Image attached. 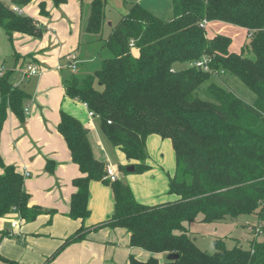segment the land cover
I'll return each mask as SVG.
<instances>
[{"label": "trees", "instance_id": "1", "mask_svg": "<svg viewBox=\"0 0 264 264\" xmlns=\"http://www.w3.org/2000/svg\"><path fill=\"white\" fill-rule=\"evenodd\" d=\"M36 1L38 15L48 16L46 3L54 7L67 0H12L16 7ZM83 1V0H82ZM172 18L162 20L134 4L103 38L108 0H91L84 33L98 37L101 58L92 74L63 80L67 98L85 105L99 120V129L127 165L120 174H144L146 142L150 136L168 140L174 157V172L168 177L167 193L177 199L156 205L136 201L128 185L119 179L103 180L104 164L93 153L87 129L76 118L60 111L57 132L63 138L79 176L72 180L68 217L84 221L89 216L91 182L109 185L113 194L111 217L92 227L81 226L45 260L53 261L68 245L102 229H123L132 248L150 254L145 261L129 256L128 264H264V0H170ZM224 23L242 28L249 37L239 54L229 52L231 39L208 36L206 26ZM0 26L11 38L20 34L39 39L42 28L32 18L14 13L0 1ZM251 53L253 59L245 57ZM205 61L207 71L194 64ZM176 64L186 67L175 70ZM12 72L0 75V132L9 110L24 123L28 93L12 84ZM222 74L236 77L254 95L244 103L223 85L210 83L212 102L195 92L210 78ZM0 220L17 215L32 222L54 211L29 206L24 178L0 158ZM47 162L45 171L52 173ZM256 214L262 240L255 236L248 249L238 244L227 248L214 241L215 252L207 254L190 238L185 224L202 215L203 222L236 219ZM6 233L0 230V238ZM168 254L178 259L169 261ZM162 255L160 261L156 256ZM16 264L15 262H10Z\"/></svg>", "mask_w": 264, "mask_h": 264}, {"label": "crops", "instance_id": "2", "mask_svg": "<svg viewBox=\"0 0 264 264\" xmlns=\"http://www.w3.org/2000/svg\"><path fill=\"white\" fill-rule=\"evenodd\" d=\"M71 1L72 3L76 1L75 4H72V13H70L72 22L70 25L69 23L64 24L63 29L65 31L69 29V33L76 36L77 47L75 51H77L82 45V41L86 45L93 41H91L92 36L84 33V24L88 16L91 0ZM143 1H150L147 4L150 8L156 7V0H136L135 4L142 6ZM32 3L37 6L36 1ZM49 3L47 1L46 10ZM67 3L66 1L65 4ZM132 5L134 4L125 2L122 11L123 15L128 12ZM144 8L146 9L147 6H144ZM74 9L75 14L73 13ZM146 10L152 13L151 9L147 8ZM47 12L48 16L41 17L38 15L37 8V19L33 20L41 28H43L41 19L50 17L48 10ZM54 16L56 17L57 14H54ZM105 20L107 23L106 14ZM108 26L110 28L113 27L112 23ZM14 35L20 41L36 40V38L20 34ZM26 55L30 57V60L25 62L23 60L24 56H18L12 71L4 70L1 66L0 73L12 72L10 76V78H13L12 84L26 91L24 88L25 79L22 77L21 72L27 64H33L41 71L40 75L31 76L39 77L35 86L38 90L42 85H47L49 81L44 76V71L41 68L43 65L40 61V52ZM60 59L62 57H59V62ZM77 59L78 65L76 71L84 65L92 66L90 69L87 68L82 76L92 74L100 66L95 65L93 67L92 64H100V62L98 63L97 59L90 55L84 58L77 57ZM60 65L62 64L58 63V66ZM58 70L62 72L63 67ZM65 78L62 81H60V78L59 81L56 79L55 84H52L56 90V94H59V99L56 102L57 111L54 114L46 112L43 118H41L36 113L37 109L34 106L38 94L37 90H34L35 101L32 104V108L30 109L31 106L27 105V101L24 104L25 120L23 124H20L18 119L9 110L7 111V117L0 137L1 160L4 165L13 166L23 176L24 190L30 197L29 206H38L44 210H52L54 214L52 216L41 214L29 223L19 220L18 226L15 229L11 228V222L16 219L15 215L2 218L0 220V230L4 231L6 235L0 238V264H12L10 262H15L16 264H44L45 260L61 243L81 226L92 227L109 219L113 213L114 201L110 186L102 182H91L88 199L89 216L84 221L72 220L68 217L70 198L75 191L72 186V180L79 176V171L70 159L69 151L63 138L57 132L60 111L78 119L83 124L84 128L87 129L88 139L94 156L104 165L109 163L117 168L122 156L116 148L109 146L111 144L101 134L98 118L90 117L88 110L83 104L65 96L63 89V80ZM29 79H27V82H29ZM162 145L166 148H171L170 141L168 140H164ZM116 160L119 162L115 163ZM47 162L54 164L51 174L45 171ZM166 164L168 167L163 168L162 166ZM166 164L165 162H161L160 169L169 177L174 172V157L172 160H168ZM1 173L2 169H0ZM146 174L151 175L148 178L153 184L155 176L152 172V166L148 172L138 176V180L144 181ZM119 180L129 186L137 202L147 204L145 196L139 195V197H136L133 187V184L135 186L136 183L135 180L122 176V174H120ZM142 192L145 193V190L142 189ZM129 256H133L140 261H145L150 257V254L146 252L144 255L140 249L130 247L129 236L125 230L106 228L97 232H91L83 240L68 245L48 264H128ZM156 257L160 261L163 260L162 255H157Z\"/></svg>", "mask_w": 264, "mask_h": 264}, {"label": "rangeland", "instance_id": "3", "mask_svg": "<svg viewBox=\"0 0 264 264\" xmlns=\"http://www.w3.org/2000/svg\"><path fill=\"white\" fill-rule=\"evenodd\" d=\"M1 2L11 10V7L13 6L12 0H1ZM67 2V4L61 7L59 6L57 8L49 3V5L47 6V10L50 13V17L41 19V23L43 24V37L42 39H36L37 41L31 39L20 41V39L14 34L11 38H9L0 26V68L2 66L4 70L12 71L18 56H24L23 60L26 62L30 60V57L26 54H35L37 52H40V61L43 65L41 68L42 71H44V76H46L49 81L47 85H42L37 90L35 86L37 85L36 81L39 77H28L30 78L29 82H27L28 78L26 77V79L24 77V88L30 95V97L26 100L27 105L29 107L31 106L30 109L32 108V104L35 101L34 90H37L36 92L38 94L34 107L37 109L36 113L39 114L41 118H43L46 112L49 114H54L57 111L56 102L59 99V94H56V90L52 86V84H55L56 79L59 81L60 78V81H62L63 78L68 77L70 74H74L76 77H82L87 68L90 69L92 67L89 65H84L78 71L73 73L69 68L63 67L62 72H60L58 70V63L66 66L68 61L66 60L65 56L67 54L73 53L72 55L76 57L75 61L77 62V65V57L84 58L90 55L95 57L98 63L100 62L101 58L106 59L109 57V53L107 50H100L102 42L97 40L98 37H92L91 41H93L91 43H88V45L83 44L82 41V45L80 46V48L75 51L77 47V38L74 34L69 33V29L65 31L63 29V26L66 23H69V25L71 24L72 21L70 13H72V4H75L76 1L72 3L71 0H67ZM125 2L128 4H135L136 0L108 1V5L105 9L106 19L108 20V22L104 27L103 38H106L110 32L111 28L108 26V24L112 23V25L114 26L123 15L122 11L124 9L123 6H125ZM149 2L150 1H143L142 6L144 5L147 6L148 9H151L152 13L155 16L162 20H169L172 18V8L170 0H156L155 8H150V6L147 5ZM18 8L22 10V13L20 15H26L32 19H37V6L35 4L30 3L27 6ZM73 13L75 14V9ZM54 14H57V16L55 17ZM205 30L208 36L220 34L229 37L231 39L229 52L231 53L239 54L241 52V49L249 43V37L246 31L233 25L217 22L209 23L206 25ZM99 51H101V58L98 57ZM59 57H62V59H60V62ZM245 57L253 59V55L248 52L245 53ZM92 65L94 67L95 65L98 66L100 64ZM22 66H24V64H22ZM185 67L186 65L184 64H176L174 66V69L181 70ZM12 80L13 78H10V81ZM210 83L223 85L248 105H252L255 101V95L248 88H246L236 77L229 74H222L217 78H210L209 81L202 84L195 92V95L199 99L208 102L213 101L211 96L207 92V86ZM1 133L2 130L0 132V137ZM163 141L164 140H161L156 136H150L147 138L146 142V163L152 166V172L155 176L153 184L152 181H150L148 178V176L151 175L146 174L144 181L138 180V176L142 174L129 172L126 175H122L136 181L135 186L133 184L135 195L136 197H139V195L145 196L147 203L146 205H155L165 203L169 200L174 201L177 199L176 196L169 195L167 193L168 177L160 169L161 162H165L166 164L168 163V160H172L173 158L172 149L170 147L166 148L165 146H163ZM109 146L111 148H114L112 145ZM117 161L118 160H116L115 163L119 162ZM119 163L123 166L127 165V162L123 159V157H121ZM130 166L131 165L127 166L126 170ZM166 166L168 167L167 164L163 165L162 167L165 168ZM169 176L172 175L170 174ZM142 189L145 190V193L142 192ZM185 226L188 229L190 238L194 241L196 246L202 251H205L207 254H213L215 252L214 241L219 239L224 240L227 248H232L235 246V244H238L243 249H248L249 241H251L253 236H255L258 241H261L263 239L262 235H260V226L258 225V218L256 214L240 215L236 219L226 218L219 222L216 221L209 223L203 222L202 215H198L193 222L187 223L185 224ZM141 252L144 255L146 254V252L143 250H141Z\"/></svg>", "mask_w": 264, "mask_h": 264}, {"label": "built area", "instance_id": "4", "mask_svg": "<svg viewBox=\"0 0 264 264\" xmlns=\"http://www.w3.org/2000/svg\"><path fill=\"white\" fill-rule=\"evenodd\" d=\"M11 10L16 13V14H21V10L16 7V6H12ZM206 26V22H203L202 24H200L201 28H204ZM66 60L68 61V63L66 64V66L64 65H60L58 66V69H61L62 67H67L69 68L72 72H75L77 69V62L75 61L76 57L72 54H68L65 56ZM205 61L203 62H198L195 63L194 65L196 67H200L202 68L204 71H207V67L205 66ZM22 77H31V76H38L41 74V71L33 64H27L25 66V69L23 70V72H21ZM1 75V73H0ZM85 106V105H84ZM88 115L90 117H95V115L92 112L88 111ZM120 173L117 170V168H115V166L107 163L104 165V176H103V180L107 181L109 183H113L115 181H117L119 179ZM15 220L11 222V228L15 229L18 226V221H19V217L17 215H15Z\"/></svg>", "mask_w": 264, "mask_h": 264}, {"label": "water", "instance_id": "5", "mask_svg": "<svg viewBox=\"0 0 264 264\" xmlns=\"http://www.w3.org/2000/svg\"><path fill=\"white\" fill-rule=\"evenodd\" d=\"M110 25V24H108ZM128 172H133L134 171V168L133 166H130L128 169H127ZM167 260L169 261H173V260H176L178 259V255L177 254H168L167 257H166Z\"/></svg>", "mask_w": 264, "mask_h": 264}]
</instances>
